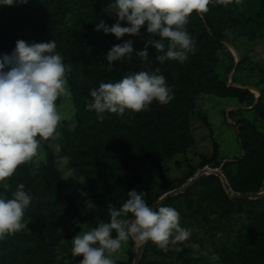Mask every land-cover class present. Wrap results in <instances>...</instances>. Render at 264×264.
<instances>
[{"label": "trees", "instance_id": "16d2710c", "mask_svg": "<svg viewBox=\"0 0 264 264\" xmlns=\"http://www.w3.org/2000/svg\"><path fill=\"white\" fill-rule=\"evenodd\" d=\"M257 3L258 8L253 13L255 21L264 17V0H257ZM101 5L99 3L104 15L100 17L92 16V7L84 0H28L26 4L0 5V55L11 54L18 40L28 44L56 41V51L62 55L65 65L71 67L66 78L76 110L75 127L71 132H64L62 152L67 156L70 168L81 174L90 187L98 188L97 204L105 222H109V208L119 209L129 198L128 191L146 190L142 178L146 164L161 170L162 160L192 144L190 119L198 95L231 94L240 103L245 99L252 101L253 95L228 87L219 79V71L225 69V62L232 61L220 38L233 21L228 4L214 2L209 5L207 13L192 14L186 30L195 40V51L188 53L183 63L174 60L160 63L156 57L161 53L149 45L148 60L134 52L130 60L113 62L111 67L105 57L112 46L133 40L134 51L142 50L149 36L146 26L141 29L139 37L125 35L120 40L113 34L96 31L99 20L109 26L116 23ZM59 18L64 24L57 29ZM122 26H127L126 22H122ZM156 68L160 69L159 74L166 78L174 95L168 104L153 101L142 112L104 113L103 121L98 119L94 110H86V105L92 102L90 91L98 88L101 82H118L127 75L152 72ZM230 68L228 65L226 71ZM201 120L209 128L203 117ZM75 140L82 145L75 147ZM252 140L249 137L243 141V155L237 165L242 167L253 163V173L232 177L221 170L234 193L257 192L261 188L264 159ZM216 154V143L213 142V156ZM233 164L228 162L224 167L230 168ZM209 165L216 167L213 163ZM203 181L218 183L219 215L223 221L233 220L228 229L221 228L224 236L217 240L212 237L210 241L217 264H264V197L229 199L221 192L219 179L209 174L201 176L184 193L168 198L160 206L188 195ZM5 182L8 185L5 189L7 198H12L18 184L25 185V191L31 196L25 213L34 226L0 239V264H80L81 256L65 253L57 258L53 251L57 240L53 236L55 226H64L76 218V206L72 197L62 191L52 154H47L46 165L38 173L33 174L30 165L25 163ZM156 200L149 201V207ZM151 251L152 247L145 243L138 264H165L158 258L149 257ZM176 259V264H208L189 255L186 250L178 252Z\"/></svg>", "mask_w": 264, "mask_h": 264}, {"label": "clouds", "instance_id": "9594fccd", "mask_svg": "<svg viewBox=\"0 0 264 264\" xmlns=\"http://www.w3.org/2000/svg\"><path fill=\"white\" fill-rule=\"evenodd\" d=\"M214 2L226 5L232 0H114L104 11L116 23L109 26L99 20L95 30L120 40L125 35L139 37L146 26L149 39L138 51H134L133 40L112 46L105 57L107 64L111 67L113 62L130 60L134 52L148 60L149 45L161 53L156 57L160 63H183L188 53L195 51V40L186 30L189 18L193 13H207ZM18 3L26 4L28 0H0L4 6ZM56 48L55 40L32 44L18 40L11 54L0 55V183L39 154L41 139L53 136L62 120L56 101L68 94L66 74L71 67L65 65ZM159 73L156 68L127 75L118 82H101L90 91L92 102L86 110H94L103 121L104 113L142 112L153 101L168 104L174 95ZM145 195L135 189L128 191L129 198L119 209L109 208V222L98 220L97 226L73 237L71 252L82 257L80 264H116L118 257L114 254L130 238L141 244L151 241L167 250L169 243L190 236L181 227L180 213L175 208L149 207ZM30 203L31 196L23 183L18 184L12 198L0 195V239L27 227L24 216Z\"/></svg>", "mask_w": 264, "mask_h": 264}, {"label": "rangeland", "instance_id": "374dc122", "mask_svg": "<svg viewBox=\"0 0 264 264\" xmlns=\"http://www.w3.org/2000/svg\"><path fill=\"white\" fill-rule=\"evenodd\" d=\"M106 1V3H105ZM84 0L92 7V16H103L101 6L107 8L112 0ZM93 5V6H92ZM233 15L232 25L221 34V41L227 47L232 61H226L225 66L231 65L230 70L219 71V79L228 87L248 91L253 95L252 101L245 99L239 102L231 94L211 95L200 94L195 98V112L190 119V128L193 142L183 148L171 158L160 162L161 170L152 164H146L142 170V178L146 184L144 199L146 203L158 199L161 195L175 188L185 185L197 171L202 168L225 171L232 177L250 174L254 171V164L242 167L237 161L242 157V143L249 137L264 159V17L255 21L253 13L258 8L257 0H232L228 3ZM64 22L59 18L56 28L60 29ZM57 99L56 104L62 120L53 136L41 139L39 154L28 164L32 173H38L47 161V154L51 153L56 170L59 172L62 191L72 197L76 206V218L64 226H55L53 236L56 244L53 247L57 258L70 253L72 239L80 232L88 231L97 226L98 220H104L100 207L97 204L98 188L90 187L85 179L73 168H70L67 156L62 152L64 132L73 131L75 127V107L71 93ZM201 117L209 124L203 123ZM255 139H254V138ZM213 142L216 143L217 154L213 156ZM75 147L82 142L75 140ZM234 163L230 168L225 163ZM213 163L214 168L210 167ZM193 174V176H191ZM207 176V175H203ZM218 178V177H217ZM219 179V178H218ZM221 192L229 199L232 198L220 181ZM6 182L0 183V195H6ZM264 189V179L261 181ZM218 183L205 181L195 185L188 195L179 197L165 206L173 207L180 213V225L190 232V236L181 242L169 243L167 250H163L151 241V258H158L165 264H176L177 253L186 250L193 257L199 258L208 264H217V257L212 251L210 241L216 240L225 234L221 228L228 229L233 220H222L219 215L217 198ZM98 191V192H97ZM233 192V191H232ZM234 193V192H233ZM254 200V199H249ZM234 219V217L232 216ZM24 223L27 229L34 226L32 219L25 213ZM222 223V224H217ZM222 225V226H221ZM113 237L116 233L113 231ZM140 243L130 238L122 244L121 250L114 254L118 259L116 264H131Z\"/></svg>", "mask_w": 264, "mask_h": 264}, {"label": "water", "instance_id": "95a60500", "mask_svg": "<svg viewBox=\"0 0 264 264\" xmlns=\"http://www.w3.org/2000/svg\"><path fill=\"white\" fill-rule=\"evenodd\" d=\"M209 174H212V175L218 177L220 179V181L223 183L224 190L234 199H247V200H249V199H258V198L264 197V189H261L257 192L233 193L231 191L225 177L223 176V174L218 169L202 168L201 170L197 171L196 174L191 179H189L185 185H183L179 188H175V189H172L170 191H167L166 193L161 195L156 200V202L153 205H151L150 207H154V208L157 207L158 208L165 200H167L168 198L175 196L177 194L184 193L201 176L209 175ZM144 246H145V243H143V244L140 243V247L136 251L131 264H138L139 263L141 253L144 249Z\"/></svg>", "mask_w": 264, "mask_h": 264}]
</instances>
